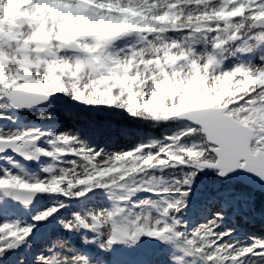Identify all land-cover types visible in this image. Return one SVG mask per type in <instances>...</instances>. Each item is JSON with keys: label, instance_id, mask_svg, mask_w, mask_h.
Here are the masks:
<instances>
[{"label": "snow or ice", "instance_id": "obj_1", "mask_svg": "<svg viewBox=\"0 0 264 264\" xmlns=\"http://www.w3.org/2000/svg\"><path fill=\"white\" fill-rule=\"evenodd\" d=\"M264 0H0V264H264Z\"/></svg>", "mask_w": 264, "mask_h": 264}, {"label": "bare ground", "instance_id": "obj_2", "mask_svg": "<svg viewBox=\"0 0 264 264\" xmlns=\"http://www.w3.org/2000/svg\"><path fill=\"white\" fill-rule=\"evenodd\" d=\"M252 226H254L258 231H264V227L261 228L262 226L260 223H254Z\"/></svg>", "mask_w": 264, "mask_h": 264}, {"label": "rangeland", "instance_id": "obj_3", "mask_svg": "<svg viewBox=\"0 0 264 264\" xmlns=\"http://www.w3.org/2000/svg\"><path fill=\"white\" fill-rule=\"evenodd\" d=\"M261 226H262L261 228H263V227H264V224H261ZM252 227L255 228L254 226H252ZM255 229H256V228H255ZM257 231H258V230H257Z\"/></svg>", "mask_w": 264, "mask_h": 264}]
</instances>
